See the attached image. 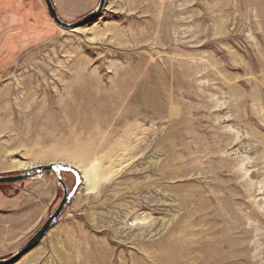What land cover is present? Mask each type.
Listing matches in <instances>:
<instances>
[{"label":"rangeland","instance_id":"374dc122","mask_svg":"<svg viewBox=\"0 0 264 264\" xmlns=\"http://www.w3.org/2000/svg\"><path fill=\"white\" fill-rule=\"evenodd\" d=\"M49 163L14 264H264V0H0V175ZM63 193L0 184V258Z\"/></svg>","mask_w":264,"mask_h":264},{"label":"water","instance_id":"95a60500","mask_svg":"<svg viewBox=\"0 0 264 264\" xmlns=\"http://www.w3.org/2000/svg\"><path fill=\"white\" fill-rule=\"evenodd\" d=\"M44 2L53 22L59 27L67 30L78 28L94 20L104 11L107 4V0H99L98 5L92 11H90L89 13H87L86 15L82 16L81 18H79L74 22H67L59 16L58 10L52 0H44ZM49 170L55 171L58 182L63 186L64 193L59 205L57 206L55 211L47 217V219L44 221L41 227L36 231V233L32 235V237H30V239L26 241V243L16 253L6 258H0V264H14L19 259H21L26 253H28L31 249H33L56 224L62 212L72 201L76 193V190L78 189L80 183L82 182V176L76 169L62 163H49V164L38 165L32 171L26 170L24 173H20V174L0 175V184H9V183L19 182L25 179L41 178L44 175V173ZM62 172H72L77 177L75 188L70 193L67 190L66 184L62 180V176H61Z\"/></svg>","mask_w":264,"mask_h":264},{"label":"crops","instance_id":"0c3cea01","mask_svg":"<svg viewBox=\"0 0 264 264\" xmlns=\"http://www.w3.org/2000/svg\"><path fill=\"white\" fill-rule=\"evenodd\" d=\"M94 3H95V0H91V2L88 3V4H85V3H84V4H76L75 6H80V7H81V6H84V5H88V6L91 5V6H93ZM44 188H47V187H45V185H44ZM34 190H35V189H34ZM37 190H38V189L35 190L36 193H37ZM52 192H53L52 190L49 191L50 195H51ZM40 195H42V194H40ZM46 195H48V193H47V191L45 190V194H43V197H41V199L44 200V199L46 198ZM46 200H47V198H46L44 201H46Z\"/></svg>","mask_w":264,"mask_h":264},{"label":"bare ground","instance_id":"6f19581e","mask_svg":"<svg viewBox=\"0 0 264 264\" xmlns=\"http://www.w3.org/2000/svg\"><path fill=\"white\" fill-rule=\"evenodd\" d=\"M83 175H84L85 178L87 177L86 174H83Z\"/></svg>","mask_w":264,"mask_h":264}]
</instances>
